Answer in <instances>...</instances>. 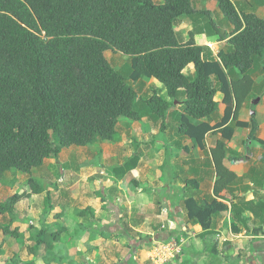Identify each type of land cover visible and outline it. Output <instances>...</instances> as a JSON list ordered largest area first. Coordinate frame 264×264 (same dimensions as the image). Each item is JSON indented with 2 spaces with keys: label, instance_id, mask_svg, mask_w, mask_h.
<instances>
[{
  "label": "trees",
  "instance_id": "16d2710c",
  "mask_svg": "<svg viewBox=\"0 0 264 264\" xmlns=\"http://www.w3.org/2000/svg\"><path fill=\"white\" fill-rule=\"evenodd\" d=\"M217 5L232 28L227 48L215 56L195 44L193 33L182 42L174 31L178 17L194 12L192 0H0V178L15 169L30 174L69 146L112 142L123 119L146 116L163 129L175 100L181 104L177 133L202 145L214 128L203 118L216 110L213 97L219 91L226 108L215 126L224 140L210 149L216 172L213 196L184 200L187 218L208 229L213 215L227 208L217 197L224 198L236 180L223 163L225 140L234 130L227 122L252 97L253 73L264 72V18L238 14L230 0H217ZM107 50L130 57L127 76L107 60ZM190 63L193 72L185 74ZM139 80L161 84L165 97L156 90L139 97L129 84ZM233 124L249 127L254 139L253 107L249 122ZM138 156L133 154L118 171L132 169ZM254 172L252 168L250 174ZM26 184L30 191L7 197L0 213L11 214L20 199L44 190L49 206L50 183L30 175ZM81 213L91 214L92 209ZM231 215L235 219L233 211ZM2 231L18 235L10 225ZM43 234L38 232L35 243H44L50 252L55 234H48L50 240Z\"/></svg>",
  "mask_w": 264,
  "mask_h": 264
},
{
  "label": "crops",
  "instance_id": "0c3cea01",
  "mask_svg": "<svg viewBox=\"0 0 264 264\" xmlns=\"http://www.w3.org/2000/svg\"><path fill=\"white\" fill-rule=\"evenodd\" d=\"M230 1L238 14L264 18V0ZM192 6L193 13L176 19L174 31L182 42L193 33L195 44L208 47L216 56L227 48L232 26L217 0H192ZM183 72L191 74L193 64ZM253 81L252 97L227 122L234 130L225 140L223 163L236 180L230 191H224V198L217 197L227 208L213 215L208 229L187 218L184 200L191 196L201 202L213 196L216 172L210 149L217 140H224L215 126L226 108L219 91L213 97L216 110L203 118L214 128L205 134L202 145L193 144L170 127L172 123L176 126L181 112V104L175 100L165 128L159 129L142 117V155L130 170L118 171L124 162L114 151L112 164L98 165L113 173L86 178L88 186L80 180L66 182L60 175L64 170L59 168L67 163H56L59 156L46 158L30 174L16 169L4 172L0 203L16 192H29L26 180L30 175L53 187L49 189V206L44 202V190L20 199L11 214L0 213V218H8L4 226L18 231L16 236L5 234L1 227V250L8 239L16 254L13 264H157V248L175 239L181 247L174 264H264V144L260 143L264 141V72L253 73ZM155 88L153 80L142 82L143 94ZM160 94L165 97L164 91ZM178 99L181 102L183 95ZM251 107L257 121L254 139L249 137V127L233 124L249 122ZM252 168L254 174H250ZM58 169L57 183L50 181L45 173L56 174ZM86 207L92 209L91 214L81 213ZM40 230H44L45 240H50L48 234H55L50 252L44 243H35Z\"/></svg>",
  "mask_w": 264,
  "mask_h": 264
},
{
  "label": "rangeland",
  "instance_id": "374dc122",
  "mask_svg": "<svg viewBox=\"0 0 264 264\" xmlns=\"http://www.w3.org/2000/svg\"><path fill=\"white\" fill-rule=\"evenodd\" d=\"M105 57L111 63V65L115 67L117 71H119L124 76H127L130 70L129 56L124 55L117 51L107 50L105 52ZM155 83H156L155 90L158 93L160 92L162 93L163 91L165 92L161 84L157 82ZM129 84L134 86V88L137 90L139 94V97H144L153 92V91L149 92L148 94L142 93V80H139L138 82L129 81ZM136 107L138 108L137 105ZM171 126L172 129L176 128L174 123H172L170 127ZM116 130L117 131L115 133V139H114L116 141L96 142L89 146H83V147L70 146L62 149L57 161L55 159V162L58 164L67 163V166L61 165L59 168L64 170V174L61 173L60 175H63L64 178H67L66 182L70 181L71 183H74L80 180L79 182H83V184L88 186V183L86 182L87 181L86 178L94 179L95 176L103 177V176H108L110 173H113L112 169L110 168L104 169L100 167L98 168V165L100 163L107 165L108 167V165L112 164V162L114 161V158H112L114 157L113 156L114 151H117V157H119L118 159L121 160L122 162H125V160L129 156H132L135 153L136 155L139 154L142 155V118L140 120H135V121L123 119L120 122H118ZM114 165L115 163L113 164V166ZM59 169L56 174L52 173L51 171L50 173H45V175L49 174L47 176L48 179L50 181L56 182V180L59 178V174H58L60 173ZM100 172H103V175ZM44 181L45 180H42L41 183L44 184ZM1 182L4 183V180L1 179ZM61 182L63 184L66 183L63 181ZM50 185L51 184L48 185V188L51 187ZM7 223H8V218L6 215H4L3 218H0V229L2 226L6 225ZM3 249L4 250L2 251V253H0V264H13L12 262L14 258L16 259V254H14L15 251L13 250V247L10 245L8 239L6 240V245ZM174 263L175 261L173 260L169 264H174Z\"/></svg>",
  "mask_w": 264,
  "mask_h": 264
},
{
  "label": "built area",
  "instance_id": "2783aa9c",
  "mask_svg": "<svg viewBox=\"0 0 264 264\" xmlns=\"http://www.w3.org/2000/svg\"><path fill=\"white\" fill-rule=\"evenodd\" d=\"M181 245L175 239H169L160 244L157 264H165L175 258V254L179 253Z\"/></svg>",
  "mask_w": 264,
  "mask_h": 264
}]
</instances>
